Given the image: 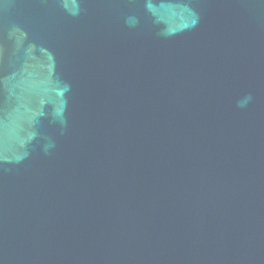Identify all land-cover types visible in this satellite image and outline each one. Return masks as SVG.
I'll return each mask as SVG.
<instances>
[{
  "label": "water",
  "instance_id": "1",
  "mask_svg": "<svg viewBox=\"0 0 264 264\" xmlns=\"http://www.w3.org/2000/svg\"><path fill=\"white\" fill-rule=\"evenodd\" d=\"M0 264H264V0H0Z\"/></svg>",
  "mask_w": 264,
  "mask_h": 264
},
{
  "label": "clouds",
  "instance_id": "2",
  "mask_svg": "<svg viewBox=\"0 0 264 264\" xmlns=\"http://www.w3.org/2000/svg\"><path fill=\"white\" fill-rule=\"evenodd\" d=\"M248 100H251V97L250 96L243 103H247Z\"/></svg>",
  "mask_w": 264,
  "mask_h": 264
}]
</instances>
